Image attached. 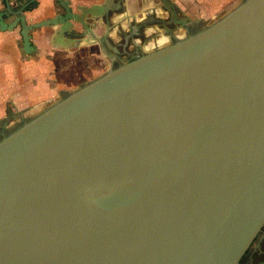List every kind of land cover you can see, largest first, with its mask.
<instances>
[{"label": "water", "instance_id": "obj_1", "mask_svg": "<svg viewBox=\"0 0 264 264\" xmlns=\"http://www.w3.org/2000/svg\"><path fill=\"white\" fill-rule=\"evenodd\" d=\"M57 1L22 17L27 55L109 0ZM60 96L0 119V264H240L264 227V0Z\"/></svg>", "mask_w": 264, "mask_h": 264}, {"label": "flooded vegetation", "instance_id": "obj_2", "mask_svg": "<svg viewBox=\"0 0 264 264\" xmlns=\"http://www.w3.org/2000/svg\"><path fill=\"white\" fill-rule=\"evenodd\" d=\"M67 1L74 9L77 5L91 7L106 3L104 0ZM41 4V0H0V22L7 26L15 24L11 31L0 33H16L24 55L27 54L23 50V16L28 25H33L66 15L62 5L52 0L46 16L40 19L31 17L30 14L38 11ZM200 14L201 7L195 0L188 3L179 0H109L103 12L97 10L95 17L87 15L85 24L72 21L64 33H60L57 27L31 29L28 34L36 51L27 56L37 58L48 54L53 57L64 55L70 59L96 58L102 74L112 65L147 54L155 44L165 43L166 38L176 41L209 24L208 19L200 17ZM187 18L190 21H186ZM11 114L15 117L12 118ZM8 115H11L12 123L15 120L20 122L23 117V113L16 111L10 103L5 106V117ZM2 133L0 127V136ZM240 264H264V227Z\"/></svg>", "mask_w": 264, "mask_h": 264}, {"label": "crops", "instance_id": "obj_3", "mask_svg": "<svg viewBox=\"0 0 264 264\" xmlns=\"http://www.w3.org/2000/svg\"><path fill=\"white\" fill-rule=\"evenodd\" d=\"M179 1L184 3L189 2V0ZM195 1H197L201 7L200 17L205 19L215 18L218 9L223 11L230 6H235L236 3V0ZM41 3V7L38 11L30 14L31 17L40 19L46 16L47 10H49L52 4V0H41ZM44 48L47 49L46 47ZM46 51H48V49ZM47 56L49 55L47 54ZM47 56L43 54L37 58L28 57L22 53L16 33H0V103L6 100L10 102L9 100H11L17 104V102H24L28 97L37 96L41 91L40 87L33 85L30 87L26 86L34 83L33 80L35 76H40L42 72L41 62L47 58ZM27 82H29V84H26ZM46 89L48 90V88ZM0 106H2V104Z\"/></svg>", "mask_w": 264, "mask_h": 264}, {"label": "rangeland", "instance_id": "obj_4", "mask_svg": "<svg viewBox=\"0 0 264 264\" xmlns=\"http://www.w3.org/2000/svg\"><path fill=\"white\" fill-rule=\"evenodd\" d=\"M242 0H236L235 6L229 7L223 11L217 10V16L215 18H207L208 23H212L221 17H223L227 12L236 7ZM214 9V8H213ZM47 56V54H46ZM87 56V55H86ZM95 60H97L95 58ZM86 58H67L66 56H47L41 62L42 72L40 76H35L33 80L34 83L26 86H36L40 87L41 91L38 95H34L33 97H28L24 100V102L14 103L1 101L0 105V119L5 117V106L6 103H10L16 111L23 113L25 118H31L39 113H41L44 109L56 103L60 100V94L64 91H75L86 83L98 78L102 74L98 69L100 66L96 65V61ZM49 65H48V64ZM26 84H29L27 82ZM48 88V90L46 89ZM5 99V98H4ZM14 103V104H13ZM16 121V120H15Z\"/></svg>", "mask_w": 264, "mask_h": 264}, {"label": "bare ground", "instance_id": "obj_5", "mask_svg": "<svg viewBox=\"0 0 264 264\" xmlns=\"http://www.w3.org/2000/svg\"><path fill=\"white\" fill-rule=\"evenodd\" d=\"M160 44H163V42H162V43H160Z\"/></svg>", "mask_w": 264, "mask_h": 264}]
</instances>
